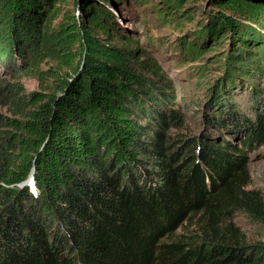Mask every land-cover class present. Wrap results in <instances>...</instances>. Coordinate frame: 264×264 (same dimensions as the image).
Returning a JSON list of instances; mask_svg holds the SVG:
<instances>
[{
    "label": "trees",
    "instance_id": "trees-1",
    "mask_svg": "<svg viewBox=\"0 0 264 264\" xmlns=\"http://www.w3.org/2000/svg\"><path fill=\"white\" fill-rule=\"evenodd\" d=\"M110 1L0 0V66L32 50L33 67L63 69L54 92L27 100L0 77V104L31 103L0 114V264H264V244L218 225L264 143V101L250 114L227 104L197 134L166 133L180 115L160 113L169 95L114 43ZM214 3L196 34L234 31L241 52L227 53L238 65L225 83L264 78V0Z\"/></svg>",
    "mask_w": 264,
    "mask_h": 264
},
{
    "label": "rangeland",
    "instance_id": "rangeland-1",
    "mask_svg": "<svg viewBox=\"0 0 264 264\" xmlns=\"http://www.w3.org/2000/svg\"><path fill=\"white\" fill-rule=\"evenodd\" d=\"M216 5L214 0H111L104 3L105 9L115 15L114 43L127 45L137 56L139 71L169 95V101L160 105L163 108L160 113L170 115L175 111L180 115L178 126L167 128L166 133L197 134L207 126L205 118L225 109L227 104L250 114L257 102L264 101V78L249 76L233 85L225 83L238 65L226 60L227 53L233 49L237 54L241 52L233 47L234 31L218 26L219 33L213 41L200 39L196 34L206 24L210 12L219 9ZM239 23L243 27L244 21ZM213 33L214 30L208 35ZM35 55L29 50L23 63L18 62L13 68L0 66L3 82L21 85L20 100H27L33 92L44 95L54 92L58 82L53 77L54 71H63L47 58H40L39 66L33 67L31 62ZM250 61L253 62V58ZM222 84L226 85L224 97L215 101L214 97L223 91ZM16 100L11 97L0 104V114L18 117L19 111L31 107L30 102L17 105ZM237 187L233 211L219 218V228L240 243L264 244V143L250 150L248 168L239 178ZM197 218L186 224L189 231L196 230Z\"/></svg>",
    "mask_w": 264,
    "mask_h": 264
}]
</instances>
